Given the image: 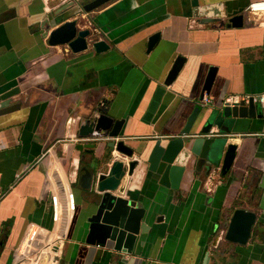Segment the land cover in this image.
Here are the masks:
<instances>
[{"label":"crops","instance_id":"1","mask_svg":"<svg viewBox=\"0 0 264 264\" xmlns=\"http://www.w3.org/2000/svg\"><path fill=\"white\" fill-rule=\"evenodd\" d=\"M88 1L0 0V92L18 88L10 102L19 103L0 115V264H203L205 255L206 264H264V115L234 118L212 162L189 152L171 174L146 161L154 140L179 133L193 109L264 91V13L246 11L261 0H110L86 12ZM239 13L242 25L227 26ZM74 18L108 49L49 45L50 30ZM177 56L182 67L146 119ZM100 109L124 119L121 137L138 160L124 187L149 211L131 253L89 235L94 192L79 175L108 171L112 139L79 127ZM227 143L235 156L222 174ZM235 208L256 214L245 244L224 238Z\"/></svg>","mask_w":264,"mask_h":264},{"label":"water","instance_id":"2","mask_svg":"<svg viewBox=\"0 0 264 264\" xmlns=\"http://www.w3.org/2000/svg\"><path fill=\"white\" fill-rule=\"evenodd\" d=\"M110 0H90L82 6L86 12L92 11ZM196 5L197 1L192 0ZM57 20V19H56ZM61 21L59 19L57 22ZM243 22L242 14H233L227 18V26L240 27ZM92 31L89 28H78L77 18L62 21L58 26L50 30L47 36L49 45H67L73 52L85 50L90 45L95 51L101 52L108 49L109 45L104 39H91ZM159 34H152L148 39L150 48ZM184 58L177 56L168 70L161 85L155 89L152 100L149 102L145 118L148 119L157 109L160 98L165 91L164 87L171 85L179 73ZM215 67H209L201 88L200 99L209 92L215 76ZM18 92L13 87L0 92V115L14 111L19 103L10 102V97ZM264 115V107L260 108L251 99L247 102H239L234 105H213L210 109L201 110L195 108L189 114L186 123L179 133L167 137H157L147 156L150 170H156L160 164L164 173L174 174L181 170L175 162L184 159L187 153L198 156L199 162L214 160V153L220 151L226 142L225 132L233 124L237 117H260ZM123 118H114L100 109L97 116L87 118L79 127V135L86 137L110 138L111 150L108 156L111 164L106 173L97 174L92 171H82L79 175V183L84 188H93L94 206L86 218L89 235L96 236L102 244L112 243V249L116 252L131 253L138 234L147 231L148 226L142 220L149 216V211L135 198L130 190H125L123 179L130 175L138 163L137 158L132 159L133 149L126 145L120 134ZM212 127H216L213 132ZM189 144V148H185ZM236 145L227 143L221 163V173L225 174L234 159ZM145 150L142 147L139 153ZM188 158V157H187ZM260 208L264 211V185ZM256 220L253 211L243 208H235L229 218L224 238L233 243L245 244L251 235V229ZM208 255H205L203 264H206Z\"/></svg>","mask_w":264,"mask_h":264},{"label":"built area","instance_id":"3","mask_svg":"<svg viewBox=\"0 0 264 264\" xmlns=\"http://www.w3.org/2000/svg\"><path fill=\"white\" fill-rule=\"evenodd\" d=\"M246 11L251 12L253 14L264 13V0L250 2L246 8ZM250 99L261 108L264 107V91L255 94H229L224 97L221 103L232 106L239 102L247 103ZM210 102L211 100L205 95H203V97L201 98V103L205 105Z\"/></svg>","mask_w":264,"mask_h":264}]
</instances>
